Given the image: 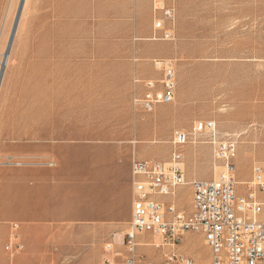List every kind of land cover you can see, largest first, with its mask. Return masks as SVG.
<instances>
[{"label":"rangeland","instance_id":"374dc122","mask_svg":"<svg viewBox=\"0 0 264 264\" xmlns=\"http://www.w3.org/2000/svg\"><path fill=\"white\" fill-rule=\"evenodd\" d=\"M90 1L47 0L43 7L40 0H32L16 19L19 5L16 8L14 0L8 14L9 27L2 39L3 50L15 25L16 29L2 79L12 71L17 77L24 75L25 80L27 71L34 67L21 59L27 54L15 46L94 45L98 51L89 58L101 63L125 55L115 52L120 48L117 46L160 45L161 58L174 61L176 93L179 90L180 96L178 99L175 93L171 103L143 111L131 103V81L130 89L129 85L113 84L105 63L92 69V77L84 69L82 93L67 101V139L90 140L93 147L66 149L63 156L66 169H72L83 181L67 192V211L58 213L52 208L49 212L44 211L43 197L27 196L26 188L32 185H27V170L0 171V205L6 208L0 213V223L12 226L20 246L12 253L5 250L6 264H106L105 258L113 264L121 263L126 256L123 241L131 213L133 160L168 165L173 151L171 135L179 130L189 136V142L178 148L183 172V152L188 146H207L206 157L215 177L222 171L211 137L192 132L197 121L213 120L217 139L235 142L231 162L238 195L245 193L253 168H260L264 175V0H159L165 8L173 9V17L164 19L165 27L173 32L170 40L162 38V29L152 31L153 40L124 35L127 20L117 16L113 7L132 0H95L99 7L93 14L85 6ZM154 1L151 0L152 12ZM13 56L19 62L12 63ZM146 60L142 58V63L147 64ZM159 77L160 74L147 73L146 78L136 79ZM26 89L25 84L12 86L10 92L15 94V100L10 107L14 104L19 109L16 113L27 112ZM4 124L8 132L0 140L13 143V137L42 133H11L12 126L30 125L40 131L50 124V119L7 116ZM15 180L20 186L12 193L11 181ZM184 186L177 187L174 199L179 208L191 211V187ZM258 197L262 199L264 194ZM137 240L141 243L135 248V264H161L163 254L171 250L149 232L138 235ZM108 243L116 254L113 259L105 248ZM176 250L197 261L210 257L203 236L192 231L181 234Z\"/></svg>","mask_w":264,"mask_h":264},{"label":"crops","instance_id":"0c3cea01","mask_svg":"<svg viewBox=\"0 0 264 264\" xmlns=\"http://www.w3.org/2000/svg\"><path fill=\"white\" fill-rule=\"evenodd\" d=\"M31 1L32 0H27L25 4L27 3V5H29ZM40 1L44 5L43 7L47 5V0ZM13 2L14 0H10L9 3H7L6 0H0V52H2V54L6 49L3 50L2 39L4 35H6L9 27L8 14L12 8ZM151 3V0H132L128 3L125 2L123 4L114 5L113 12H115L117 16L127 20L124 35L134 36V38H147L144 40L154 39L150 38L152 31L154 33L156 32V29L153 27L155 15L151 10ZM25 4L22 5V8ZM17 6L18 0L16 8ZM85 6L88 7L91 14L95 12L98 13L99 6L95 0H91L89 3L85 4ZM15 29L16 26L13 30L15 31ZM159 46L160 45H152L150 48L142 44L117 46L120 48L115 50V52L124 53L125 55L122 57L114 56L113 60H105V62L101 63H99L97 59L92 60L89 58L95 57L92 53L98 51V47L94 45L90 48H83L82 45L75 44L15 46L14 49H22L27 54L21 59H25L27 63L34 67L27 71L25 80L24 75L17 77L15 73L11 74L12 71H10L4 79L1 77L0 139L4 137L7 131V126L4 124L5 117L7 116L25 115L30 118L47 117L50 119V124L47 126L44 125L40 131L36 130L35 126L30 125L12 126L11 133L21 134L26 132L27 134H34L36 132H41L42 134L27 136L26 138L20 136L13 137V143H2L0 140V155L11 154L23 156L27 157L32 162H40L50 158L53 165H28L26 167L0 166V171H3L2 169L27 170V174L24 175L27 185L28 183L33 185H31V187L27 186V196L43 197V203L45 204L44 211L49 210L50 212L52 208H54V211H58V213L67 211V209H65L68 206L66 200L68 195L67 192L72 191L75 185L77 187V182H82L83 179L79 178V174L72 169H66L64 163L66 157H63L65 155L64 150L93 147V141L90 140L67 139V101L75 99L77 94L82 93V85L80 84H82L84 79V69L87 70L86 73L90 74L88 77H92L94 75L92 74V69L105 63L104 65H106L107 68L109 66L108 70L111 76V78L108 79H110L113 84L116 86L121 83L124 86L129 85L130 89L131 81V91L133 93L131 92L130 100L132 103V94H136V92L141 94L143 92V84L141 82H134L131 79H142L139 77L146 78L147 73L151 76L159 74L152 64L153 58H161V55H163V51L160 50ZM148 56L155 57L150 58ZM142 58L147 59L146 62L148 63H142ZM18 60L20 59L13 56L12 63H17L19 62ZM15 83L27 85L26 113L14 112L15 110L19 111L14 104L10 107V103L15 100L13 96L15 94L11 93L12 86ZM176 89L177 81L175 93ZM176 94L179 99V90H177ZM68 95H70L69 98ZM56 120L58 123H56ZM115 131H122V129L116 128ZM208 153L209 148H207V146H198L197 149H194L193 146L186 147L183 152V176L186 181L184 185H190V182L193 180H210L215 178L216 172L211 170L210 161L207 159L208 157H206ZM91 158L93 159V156ZM94 159L97 161L98 157L95 156ZM80 169L83 170L82 168ZM2 174L3 173H0L1 176ZM11 182L13 187L10 188V191L14 193L19 190L20 182L18 180ZM184 185L180 187H185ZM38 186L41 187V189L38 188ZM0 194L2 193L0 192ZM175 194L172 196H160L158 199L165 205L174 204L178 210L189 212L178 207L174 199ZM190 198L192 200L191 189ZM5 211L6 208L0 205V213H4ZM12 230V226L0 223V264H6V251L11 253L13 251V248H6L7 244L10 243V237L13 234Z\"/></svg>","mask_w":264,"mask_h":264},{"label":"built area","instance_id":"2783aa9c","mask_svg":"<svg viewBox=\"0 0 264 264\" xmlns=\"http://www.w3.org/2000/svg\"><path fill=\"white\" fill-rule=\"evenodd\" d=\"M27 0H18L22 5ZM155 16L153 27L163 30V39H172L171 28H166L164 19L173 17V9L165 8L159 0L154 1ZM154 68L159 72L157 80H137L144 90L141 95L132 96V104L143 111H151L157 104L171 103L176 88V71L174 61L170 58L152 59ZM192 132L211 137L214 156L222 162L223 169L219 175L210 180H193L190 182L192 192V210H178L174 204L165 205L158 197L172 196L177 187L186 184L183 176L182 154L179 147L189 142V136L174 130L171 135L173 151L168 165L159 162L133 160L131 163L132 200L128 229L123 244L126 254L119 264H135L137 236L149 232L158 236L163 244L171 250L163 254L161 264H264V183L261 182V169L253 168L252 180L245 185V193H236V181L233 178L234 166L231 162L235 156V142L230 138L216 135L213 120L197 121ZM53 165L51 159L32 162L27 157L11 154L0 155V166ZM13 227H16L14 224ZM186 231L200 233L204 243L209 247L210 257L206 261L194 258L176 250L177 242ZM19 250L16 235L12 234L6 248ZM106 251L116 255L111 243L106 244ZM118 255V254H117ZM106 264H113L105 258Z\"/></svg>","mask_w":264,"mask_h":264},{"label":"bare ground","instance_id":"6f19581e","mask_svg":"<svg viewBox=\"0 0 264 264\" xmlns=\"http://www.w3.org/2000/svg\"><path fill=\"white\" fill-rule=\"evenodd\" d=\"M25 4V3H24ZM19 6H18V10H17V12H16V19H18L19 18V16H20V13L22 12V10H23V8H22V5H20V4H18ZM24 7V6H23ZM16 21V20H15ZM18 21V20H17ZM17 23V22H16ZM16 26V25H15ZM14 29V28H13ZM14 30H12V32H11V34H10V37H9V39H8V43H7V45L5 46V51H4V53L3 54H1V56H2V58H1V61H0V81H1V77H2V74H3V72H4V69H5V67H6V64H7V62H8V51H9V47H10V45L12 44V41H13V34H14ZM261 182L262 183H264V175L262 174L261 175ZM243 183V182H242ZM141 243V242H140ZM158 245V244H157ZM156 246V245H155Z\"/></svg>","mask_w":264,"mask_h":264}]
</instances>
